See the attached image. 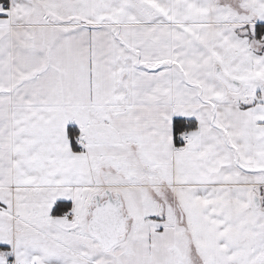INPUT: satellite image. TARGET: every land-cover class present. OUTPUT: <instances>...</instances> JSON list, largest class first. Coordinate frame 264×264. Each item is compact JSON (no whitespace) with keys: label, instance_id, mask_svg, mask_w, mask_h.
Instances as JSON below:
<instances>
[{"label":"snow or ice","instance_id":"snow-or-ice-1","mask_svg":"<svg viewBox=\"0 0 264 264\" xmlns=\"http://www.w3.org/2000/svg\"><path fill=\"white\" fill-rule=\"evenodd\" d=\"M0 264H264V0H0Z\"/></svg>","mask_w":264,"mask_h":264}]
</instances>
